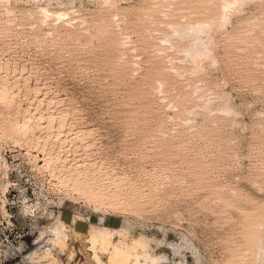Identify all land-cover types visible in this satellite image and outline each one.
Here are the masks:
<instances>
[{"label":"rangeland","instance_id":"rangeland-1","mask_svg":"<svg viewBox=\"0 0 264 264\" xmlns=\"http://www.w3.org/2000/svg\"><path fill=\"white\" fill-rule=\"evenodd\" d=\"M0 264H264V0H0Z\"/></svg>","mask_w":264,"mask_h":264}]
</instances>
